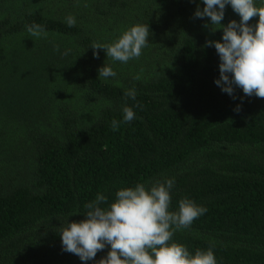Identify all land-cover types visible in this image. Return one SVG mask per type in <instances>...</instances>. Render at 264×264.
<instances>
[{
  "label": "trees",
  "instance_id": "obj_1",
  "mask_svg": "<svg viewBox=\"0 0 264 264\" xmlns=\"http://www.w3.org/2000/svg\"><path fill=\"white\" fill-rule=\"evenodd\" d=\"M197 4L0 0V264H95L62 251L61 227L97 193L112 202L120 188L165 178L175 180L171 211L184 197L207 209L172 242L193 254L211 246L217 264H264V99L241 101L237 88L234 100L215 84L219 57L204 45L222 29L194 19ZM233 19L226 6L221 23ZM33 23L46 36H30ZM135 24L151 31L138 59L93 56V42ZM105 63L116 77H99ZM126 105L136 118L113 131Z\"/></svg>",
  "mask_w": 264,
  "mask_h": 264
},
{
  "label": "clouds",
  "instance_id": "obj_2",
  "mask_svg": "<svg viewBox=\"0 0 264 264\" xmlns=\"http://www.w3.org/2000/svg\"><path fill=\"white\" fill-rule=\"evenodd\" d=\"M202 2L203 8L197 4L193 18H208L203 27L210 33L222 29L220 40L209 39L204 45L214 46L219 57V77L215 79V84L234 100L237 88L244 94L240 97L241 101L252 96L264 99V0L259 6L256 0ZM229 5L240 19L239 22L230 20L224 25L221 22ZM255 17L258 21L250 24L249 21ZM65 22L68 27L76 26V19L71 14ZM26 30L32 37L46 36L44 26L37 23L27 25ZM150 35L148 24H135L113 42H93L90 47L95 58H99L97 50L103 49L113 62L126 64L142 55ZM98 72L104 80L117 75L106 63ZM136 95L134 88L124 93L127 99L133 101ZM240 110V105L234 109L236 112ZM122 112V121H112L113 131L119 128L121 122L129 123L136 118L131 106L126 105ZM174 184V178H165L123 187L115 193L112 202L103 193H97L95 200L85 205L82 220H68L61 227L62 251L78 256L82 262L93 260L95 264H217L211 246L207 250L196 249L193 254L185 245L172 242L175 231L190 228L207 211L206 207L188 197L181 198L178 210L171 211ZM106 246H110L106 256L96 260L97 253Z\"/></svg>",
  "mask_w": 264,
  "mask_h": 264
}]
</instances>
